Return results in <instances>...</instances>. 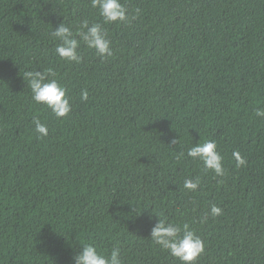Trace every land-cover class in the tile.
Wrapping results in <instances>:
<instances>
[{
	"label": "trees",
	"instance_id": "1",
	"mask_svg": "<svg viewBox=\"0 0 264 264\" xmlns=\"http://www.w3.org/2000/svg\"><path fill=\"white\" fill-rule=\"evenodd\" d=\"M121 3L135 19L104 25L113 55L81 43L76 64L51 33L103 24L91 0H0V264H74L89 242L122 264H181L150 239L157 214L202 239L196 264H264V0ZM48 69L66 117L23 79ZM206 140L223 176L186 155Z\"/></svg>",
	"mask_w": 264,
	"mask_h": 264
},
{
	"label": "clouds",
	"instance_id": "2",
	"mask_svg": "<svg viewBox=\"0 0 264 264\" xmlns=\"http://www.w3.org/2000/svg\"><path fill=\"white\" fill-rule=\"evenodd\" d=\"M91 7L98 9L103 24L100 22L89 23L87 19L81 22L76 33L62 21L54 28L51 36L58 41L54 53L66 62L81 63L82 56L79 51L81 43L88 49L95 50L101 57L106 58L113 55L111 40L108 39L104 27L110 23H130L135 16H130L128 8L121 0H91ZM78 37V38H77ZM23 79L31 90L32 100L37 104L47 106L56 118H63L70 114L72 105L66 94V89L55 78L51 69L46 71L30 70L25 71ZM88 98L87 91L81 93V99ZM257 117H264V108L255 110ZM35 131L41 136H47V126L38 118L33 119ZM172 144L177 140L173 139ZM184 155V153H181ZM187 157L193 161L201 162L205 171L211 170L216 176H223L225 169L223 157L217 151V144L214 140H206L203 143H196L188 148ZM237 166H243L246 161L238 152L233 153ZM199 187V179H185L184 188L188 191H196ZM211 216L216 217L222 214V209L216 205L210 208ZM157 222L151 228L150 239L162 250L169 252L177 258L181 264H196L198 257L204 252V242L189 228L188 224L179 225L170 222L162 214L155 215ZM82 250L74 256V264H122L120 249L113 247L110 254L98 250L94 243L81 244Z\"/></svg>",
	"mask_w": 264,
	"mask_h": 264
}]
</instances>
